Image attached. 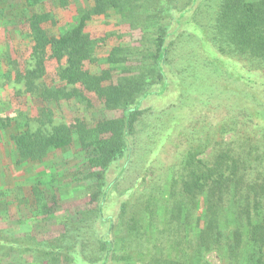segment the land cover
Listing matches in <instances>:
<instances>
[{
  "label": "trees",
  "instance_id": "1",
  "mask_svg": "<svg viewBox=\"0 0 264 264\" xmlns=\"http://www.w3.org/2000/svg\"><path fill=\"white\" fill-rule=\"evenodd\" d=\"M219 1L212 39L204 0H20L8 14L0 3V24L13 14L33 41L27 58L5 56L17 81L77 107L70 123L44 107L36 129L0 116L16 164L36 178L33 215L57 216L48 199L59 204L58 181L84 204L49 237L20 231L24 221L0 227V264H15L13 253L29 264H211V252L221 264H264V0ZM48 58L71 89L38 82ZM176 86L167 106L147 105ZM75 144L79 168L41 169ZM114 188L126 198L111 214Z\"/></svg>",
  "mask_w": 264,
  "mask_h": 264
},
{
  "label": "rangeland",
  "instance_id": "2",
  "mask_svg": "<svg viewBox=\"0 0 264 264\" xmlns=\"http://www.w3.org/2000/svg\"><path fill=\"white\" fill-rule=\"evenodd\" d=\"M219 2V0H204V2L200 4V9H202L201 22L203 27L208 31L209 38H211L210 25L212 27L219 7ZM0 3L1 6L7 7L6 10L8 14V11H13V13L17 11L20 0H0ZM6 19L8 20L7 24H0V116H8L11 118L13 130L16 129L17 121H19L21 126L27 122L32 129H36L40 124L39 118L42 114L43 108L48 107L52 110L51 117L54 119L55 123H70L77 113L75 102H69L66 100L58 103L57 101L50 102L43 100L35 94V91L27 92L25 90L24 82H18L15 78V72L11 69L5 56L7 53L14 52L18 57H20L19 55L24 54L27 58L30 55V52L28 51L32 46L33 41L31 37L26 34V31L22 30L19 20L16 19L13 14H9ZM108 42L110 44H115V41ZM99 50V53L102 55L108 53L107 48ZM238 59L240 58L238 57ZM58 67L59 62L55 58H48L46 61L45 72L38 79V82L48 87L66 88L65 86H67V90L71 89L66 81L59 79L57 75L59 70ZM178 95L179 92L177 86L176 88L172 87L167 91V95L164 98L147 101V105H151L156 111L176 100ZM186 109L187 107L185 106L183 111L185 116L183 118L185 122H189L193 114ZM101 116L102 112L98 111V109L91 111L88 114L89 119L92 120H98ZM231 135L232 133L229 132L225 135V138L229 140ZM11 143L12 142L8 137H4L0 134V170L4 172L0 173V181L2 180L0 182V227H7L8 225L12 226L14 223L18 224L24 221L28 223H24L25 225L19 229L20 231H30L34 234H38L40 237L52 236L63 227L60 224L61 217L65 214H71L73 212L77 213L82 207H84V204L81 201L82 192L79 190L76 191V186H72V184L65 189L64 184L61 181L56 182L55 186L61 187L63 195H60L59 204L54 203L52 199H48V201L52 204L50 207L55 209V214L57 216H51L50 214L47 215L44 211L43 215L36 219L33 215L34 210H36V208H34L36 199L33 192V182L36 178L31 176L30 172H28L29 165H27V167H22L16 164L14 156L15 149H13L14 147ZM72 147L73 148L70 150H58L53 152L50 158L43 163L41 169H44V165L50 166L54 164L57 165L58 163L64 164L63 162L65 159L74 160L75 165L71 166L73 170H76L77 167L79 168V165H83L85 151L82 150L81 147H77L76 144ZM211 153L212 150L211 147H209L201 154V157L209 159ZM67 162L68 161H66V163ZM116 173L117 170L112 169L109 178H113ZM28 176L31 180H28ZM24 178L27 180L22 181ZM47 178L50 177L44 176L43 180H46ZM128 182V180H122L121 185L123 186ZM65 186L67 187V185ZM116 189H111L112 198L109 200L111 203L109 202L106 207V212L111 214L118 210L122 200L126 198V195L124 194L119 195ZM67 195H69L68 198ZM6 217H9L10 219L8 223H6L4 219ZM26 224H30V226H27ZM207 259L211 264H221L220 257L216 252L208 253ZM9 261L15 264H29L26 258H20L16 253H13L11 257H9Z\"/></svg>",
  "mask_w": 264,
  "mask_h": 264
},
{
  "label": "crops",
  "instance_id": "3",
  "mask_svg": "<svg viewBox=\"0 0 264 264\" xmlns=\"http://www.w3.org/2000/svg\"><path fill=\"white\" fill-rule=\"evenodd\" d=\"M0 173H2V171H1V170H0ZM1 181H2V180H1ZM1 181H0V182H1Z\"/></svg>",
  "mask_w": 264,
  "mask_h": 264
}]
</instances>
